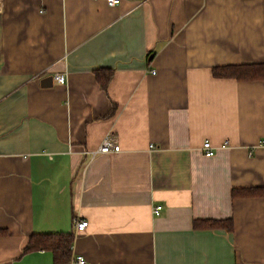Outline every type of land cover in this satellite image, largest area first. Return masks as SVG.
Returning a JSON list of instances; mask_svg holds the SVG:
<instances>
[{
	"label": "crops",
	"instance_id": "1",
	"mask_svg": "<svg viewBox=\"0 0 264 264\" xmlns=\"http://www.w3.org/2000/svg\"><path fill=\"white\" fill-rule=\"evenodd\" d=\"M235 64H264V0H0V264H55L25 251L53 232L69 264H264V192L233 195L264 191V78Z\"/></svg>",
	"mask_w": 264,
	"mask_h": 264
},
{
	"label": "trees",
	"instance_id": "2",
	"mask_svg": "<svg viewBox=\"0 0 264 264\" xmlns=\"http://www.w3.org/2000/svg\"><path fill=\"white\" fill-rule=\"evenodd\" d=\"M96 78L101 83L102 87L106 88L110 82L113 71L109 68L97 69L95 71ZM214 74L217 77H230L240 80H249L256 78H264V64H235L220 66L214 69ZM260 188H238L233 190V195L236 196H253L255 194L263 193ZM195 226L199 227H223L230 229L233 226L231 219L225 220H196ZM6 233L5 230L0 229V234ZM73 232H53V233H39L32 234L29 238V243L25 251L33 250H50L54 254L55 264H69L71 259V250L74 241Z\"/></svg>",
	"mask_w": 264,
	"mask_h": 264
},
{
	"label": "built area",
	"instance_id": "3",
	"mask_svg": "<svg viewBox=\"0 0 264 264\" xmlns=\"http://www.w3.org/2000/svg\"><path fill=\"white\" fill-rule=\"evenodd\" d=\"M110 5L112 6H116L118 5L122 0H106ZM146 0H142V2H145ZM54 79L63 84L66 81V76L65 73H57L54 75ZM228 141H225L222 145V147H225L228 145ZM153 146V144L151 145ZM203 149L205 152L206 157L209 156H213L215 155L216 151L214 149V146L212 145L211 141L205 140V142L203 143ZM121 150L119 143L117 142V140L112 137L110 134H107V136L105 137V139L102 141V143L94 150L89 151L87 153H90L91 155V159H94L97 155L99 154H108V153H119ZM154 208V213L155 214H159L162 210V206L161 205H157ZM74 225H75V229L77 231H82L84 230L89 224L87 220L84 219H76L74 220ZM75 262H77L78 264H88L86 258L84 257V255H78L75 258Z\"/></svg>",
	"mask_w": 264,
	"mask_h": 264
},
{
	"label": "water",
	"instance_id": "4",
	"mask_svg": "<svg viewBox=\"0 0 264 264\" xmlns=\"http://www.w3.org/2000/svg\"><path fill=\"white\" fill-rule=\"evenodd\" d=\"M53 76L52 75H48V77H45L41 80L43 86L45 87H49V85L53 84Z\"/></svg>",
	"mask_w": 264,
	"mask_h": 264
}]
</instances>
